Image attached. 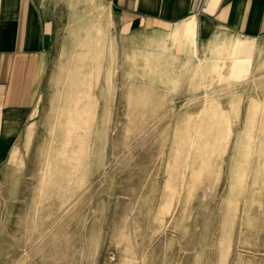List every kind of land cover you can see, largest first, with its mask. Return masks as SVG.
Returning a JSON list of instances; mask_svg holds the SVG:
<instances>
[{
  "label": "rangeland",
  "instance_id": "obj_1",
  "mask_svg": "<svg viewBox=\"0 0 264 264\" xmlns=\"http://www.w3.org/2000/svg\"><path fill=\"white\" fill-rule=\"evenodd\" d=\"M89 11L59 23L0 161V264H264V41Z\"/></svg>",
  "mask_w": 264,
  "mask_h": 264
},
{
  "label": "crops",
  "instance_id": "obj_2",
  "mask_svg": "<svg viewBox=\"0 0 264 264\" xmlns=\"http://www.w3.org/2000/svg\"><path fill=\"white\" fill-rule=\"evenodd\" d=\"M101 1L124 33L160 28L175 33L195 21L200 40L223 29L248 41H264V0ZM90 2L0 0V161L35 119L47 74V48L59 23L65 18L69 22L76 11H88L90 20Z\"/></svg>",
  "mask_w": 264,
  "mask_h": 264
},
{
  "label": "bare ground",
  "instance_id": "obj_3",
  "mask_svg": "<svg viewBox=\"0 0 264 264\" xmlns=\"http://www.w3.org/2000/svg\"><path fill=\"white\" fill-rule=\"evenodd\" d=\"M175 34L176 36H179V35H183L184 38L188 39L189 41H191V43L193 45H197L198 44V38L196 37V23L195 21H192L191 24L189 25V27H187V29H181V28H178L176 31H175ZM156 45L159 47L158 50H160L162 52V49H161V44L163 43V39L161 38V36L159 35V37L156 38ZM222 42H219V44L217 42H211V57H210V60H207L205 62H200L199 63V68H208L209 70H211V68H217L215 65H213L211 63V61H214V60H217L219 59L221 56H220V51L218 52L219 50V46H221ZM160 51H157V54L160 53ZM232 55V54H231ZM211 71L207 72L210 73ZM83 104H78L76 106V108H83ZM91 107L93 108V102L91 104ZM82 111V110H81ZM83 112H86V109L83 110Z\"/></svg>",
  "mask_w": 264,
  "mask_h": 264
}]
</instances>
